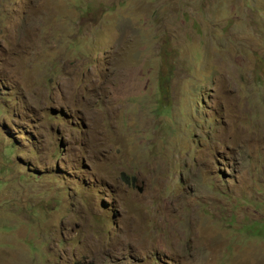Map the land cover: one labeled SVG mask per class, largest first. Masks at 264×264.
<instances>
[{"label": "rangeland", "instance_id": "rangeland-1", "mask_svg": "<svg viewBox=\"0 0 264 264\" xmlns=\"http://www.w3.org/2000/svg\"><path fill=\"white\" fill-rule=\"evenodd\" d=\"M0 264H264V0H0Z\"/></svg>", "mask_w": 264, "mask_h": 264}]
</instances>
